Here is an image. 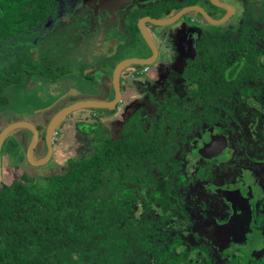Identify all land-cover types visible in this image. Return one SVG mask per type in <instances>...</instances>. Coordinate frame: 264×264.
<instances>
[{
    "label": "flooded vegetation",
    "instance_id": "af4514ba",
    "mask_svg": "<svg viewBox=\"0 0 264 264\" xmlns=\"http://www.w3.org/2000/svg\"><path fill=\"white\" fill-rule=\"evenodd\" d=\"M50 1L54 7L52 11H46L44 20L38 24V42L36 41L35 47H38V52H47L49 57L55 59L58 64L62 62L69 64L72 61L80 70L79 78H86L90 86L73 88L69 82H74L76 75L68 68H66L65 75L54 82L38 79V88L40 89L59 82L64 85L65 91L64 89L63 92L62 90L58 91L57 98L54 95L42 98L38 94L39 100L52 98L53 100H51L56 103L44 112L38 110L36 123L32 120L28 121L33 123L38 131V139L33 151L35 157L40 158L47 152L45 128L54 114L49 115L48 111L54 107L59 110V108L79 100L113 99L112 74L116 64L123 59L152 57L150 64H131L136 67L128 71L129 74L126 75V78L123 77V74L130 65L122 69L119 79L121 99L116 106L121 101H127V93L131 91L134 96H129L130 100L136 99L140 92L142 96L138 99H144L142 103L146 102L157 110V116L149 120L148 127L142 123L141 113H137L144 108H139L136 112L132 111L133 114L128 112L126 121L133 118V123H131L133 129L142 128L146 135L151 139L158 138L162 145L169 150V158L160 163L164 172H161L159 164L153 161L142 166L141 175L147 180L150 178L156 180L167 176L171 188L168 199L176 204V208L171 211L154 201L153 197L151 200L147 199L143 192H140L139 187L136 188L137 191L132 190V195L128 189L129 185L124 187L126 188L125 192L129 194L124 195L123 190L120 191L115 209L116 220L124 228L131 219H135L137 225H145L144 232L154 236L153 239H150V248L139 249L140 244H138L136 253L131 259L132 264H157L158 257L165 255L163 253L165 249L159 250V247L163 245L167 249L184 234H187L188 237L189 234L192 235L188 242L180 245L183 247V258L187 263L264 264V0H248L254 2L255 6L258 5L259 11V23H253L256 26L246 28L249 42L242 49L237 46L226 47L228 61H232L234 57L251 60L250 55L245 56L244 54L253 48L259 66L256 63H254L256 66L253 65V62L249 61L242 82H230L226 92L216 95L213 123L208 127L202 125L201 128H198L195 126L187 133L188 135L182 130V123L174 127L171 126L169 113L166 112L172 105H176L177 109L182 108L185 103L190 105L192 97L188 95L189 85L185 83L184 76L185 88H188L187 95L184 99L179 100L164 98L165 94L156 92V86L159 85L150 83L149 87L147 83H139V79L135 77H140V74L149 71L151 64L159 57L158 44L153 38V33L156 35L159 32L158 35L163 37L165 28L178 23L180 27L182 24L184 25L182 28L183 39L180 42L184 46L185 55H187L186 66L182 74L201 53L198 47V42L201 39L208 43L213 38L217 42L216 46L220 47L223 46L224 41L235 43L240 41L241 35L238 40H232L231 37L222 39L223 36L228 35H222L221 30L233 27L227 25L230 20L235 21L234 26L238 24V19L234 18L236 7L232 2L219 0L232 8L229 12L226 8L212 3L211 0ZM194 6L201 8L209 19L200 10L188 9ZM184 8H186L185 11L168 24L155 25L146 19L143 20L154 45V52L138 27L139 20L147 16L167 19ZM84 10L88 11L86 24L80 26L76 32H63V24L68 21H81L80 16H84ZM94 12H102L103 17L109 21L118 18L119 25L113 26L111 23L110 29L116 30L117 28L119 29L117 33L128 34L130 37L127 38L128 41L124 42L123 37L115 35L113 30L106 33L103 30L100 38L96 33V36H92L93 40L90 43L88 38L83 35L89 31V28H92V33L95 29L96 17L94 20L91 19ZM124 13L125 18L123 19L122 14ZM88 21L90 22L88 23ZM203 21L205 25L211 24L219 29L217 32L206 30L202 26L204 25ZM190 24L199 26V32H187V26ZM59 34L60 36H58ZM63 40H65L64 43ZM33 41L35 42V40ZM85 44L88 46L86 51L83 50ZM76 45H78L77 48H75ZM98 47L102 50V54L98 52ZM80 52H83V55H80ZM96 52L98 54H94ZM90 54H93V57H88ZM101 55L106 58L105 66L99 62ZM106 85L107 93L103 94L102 88H105ZM126 121L122 124L124 125ZM123 125L115 135L105 138H117ZM3 127L0 126V130ZM57 133L55 128L52 134V149ZM208 136H211V140L204 144L202 152H209V158L199 154L200 146L203 143L201 141ZM31 138L30 130L19 128L13 130L4 139L0 151L1 186L4 183L7 184L2 177L3 148L6 157L14 155L19 158L14 163L13 170L17 171L20 176V173H28L21 167V164L25 165L27 162L26 157L25 160L22 157V150L26 153ZM36 153H38V157ZM179 160L182 161L181 167L177 171L171 172L173 162L178 163ZM180 174L184 175L182 181L179 179ZM122 181L126 183L124 180ZM137 183H139L138 180ZM195 204H198L197 208ZM162 213L168 216L169 222L160 218ZM139 229L140 227L134 232H138ZM175 248L177 251H181L180 247L176 246Z\"/></svg>",
    "mask_w": 264,
    "mask_h": 264
},
{
    "label": "trees",
    "instance_id": "16d2710c",
    "mask_svg": "<svg viewBox=\"0 0 264 264\" xmlns=\"http://www.w3.org/2000/svg\"><path fill=\"white\" fill-rule=\"evenodd\" d=\"M53 7L50 0H0V42L19 38L23 43L7 64L0 66V119L10 98L25 82H54L66 73L47 52H38L31 37ZM241 38L236 43L224 41L221 47L213 38L208 43L204 39L198 42L201 53L183 74L192 97L190 105L166 108L172 127L182 123L187 134L195 126L211 125L216 95L226 92L230 82H242L249 61L259 66L253 48L244 54L251 60L234 57L228 61L226 47L242 49L249 42L246 29ZM45 53L52 61L45 60ZM130 120L133 122V118ZM132 122L126 121L117 138H105L88 157L70 159L64 172L37 180L23 172L10 185H0V264H55V253L66 247L80 252L76 259L82 264H132L138 244L139 249L151 247L154 236L144 232L145 225L131 219L123 228L116 220L115 209L120 191L129 194L124 188L128 185L131 195L139 187L147 199L153 197L171 211L176 208L168 199L171 188L167 176L147 180L141 175L142 166L153 161L164 172L160 163L169 158V150L142 128L133 129ZM181 162H173L171 172L177 171ZM179 179L182 181L184 175ZM188 241L184 234L167 249L161 245L159 250L165 249V255L158 257L157 264H190L180 246Z\"/></svg>",
    "mask_w": 264,
    "mask_h": 264
},
{
    "label": "rangeland",
    "instance_id": "374dc122",
    "mask_svg": "<svg viewBox=\"0 0 264 264\" xmlns=\"http://www.w3.org/2000/svg\"><path fill=\"white\" fill-rule=\"evenodd\" d=\"M232 2L236 7V12L234 14V18L238 19V24L234 26L235 21L230 20L227 25L232 27L226 30H221L223 36L222 39H227V37H231L232 40H238L242 31L249 26H256V22L259 23V11L257 7L252 1L248 0H226ZM63 9V8H62ZM220 12V10H217ZM88 11L84 10V16H80L81 21H68L63 24V32L65 33H72L79 30L80 26H84L86 24V15ZM123 19L125 18L124 14ZM96 17V25L95 29L92 33V28H89L87 33H84V37L88 38V41L92 42V36H96V33L99 35L103 30L104 33L107 31L113 30L110 29L111 23L113 26L119 25V21L113 20L109 21L107 18H104L101 13L94 12V16L91 17L94 20ZM264 17V14H263ZM83 20V21H82ZM115 21V23H114ZM90 21H88L89 23ZM202 26L206 28V30L217 32L219 27L213 26L211 24H206L203 21ZM173 25L172 27L165 28L164 36L154 34L153 38L155 42L158 44L159 49V57L158 59L151 64V69L145 73L140 74V77H135L139 79V83H147L149 87L151 86L150 83H156L159 86H156V92L163 93L166 96H163L166 99H173L179 100L184 99L187 95L188 88H185V83L183 81V69L186 66V53L184 52V46H182L181 42L183 39V29L184 25L182 24ZM243 28V29H242ZM180 29V30H178ZM200 27L195 24H190L187 26V32L189 31H198ZM242 29V30H241ZM161 30V31H162ZM115 35L123 37L124 42H127L130 38L129 35L117 33L119 29L113 30ZM60 36V34L58 35ZM31 37L34 38L35 44L36 41L38 42V28L33 31ZM139 39V38H138ZM137 39V40H138ZM63 43L65 40L62 41ZM14 43H16V47H11ZM20 44L23 45L19 38L9 39L5 42H0V66L6 65L7 62L13 57V55L17 52V47ZM10 45V46H8ZM76 45L75 48H77ZM88 46L85 44L83 50L86 51ZM98 52L102 54V50L98 47ZM188 51V46H187ZM41 53V52H39ZM83 55V52L79 53ZM94 54H98L97 52ZM45 60L47 59L48 62L52 61L46 53L44 54ZM88 57H93V54L89 55ZM90 59V58H88ZM101 63L106 64V58L104 55H101ZM64 69L68 68L71 72L76 75L75 81H70L69 84H72L73 88H77L80 86H90L86 78L83 79L79 78V68L78 66L74 65L71 61L69 64H65L62 62L60 64ZM135 65H130L125 69V74L123 77L126 78V75L129 74V70L134 69ZM90 71V70H89ZM146 80V81H145ZM38 80H28L25 82V86L23 88H19L16 93L10 98V104L2 113L4 116L1 119L0 126H5L7 123H11L14 121L19 120H27V121H38V110L44 112L45 110L49 109L52 105L56 102L52 101L53 99L50 98L49 100L46 99H38V94L42 98H47V96L54 95L56 96L58 91L63 92L64 85L58 83L50 84L48 87L38 88ZM102 93H107V85L105 88H102ZM106 90V91H105ZM65 91V89H64ZM144 91V90H143ZM7 95L9 91H6ZM63 94V93H61ZM130 94V95H129ZM134 96V93L131 91L127 93L128 100L124 102H120L116 108L112 110L108 109H87V110H78L72 112L70 115L65 117L58 126L56 130L58 131L56 139L53 141V149H52V156L51 159L44 165L34 166L30 164L27 159L26 153L22 150V157L27 162L25 165L21 164L22 169L28 172L29 175L33 176V178H43L45 176L51 175L53 173H60L66 171L69 165L70 159H81L88 157L95 148L104 143L105 137H111L115 135L116 131L121 129L122 123L128 119V112L133 114L132 111H138L139 108H144V110H140L137 113H141L142 115V123H144L145 127H148L149 120L157 116V110L148 103L144 102L143 100L138 99L142 96V93H138L136 99L130 100L129 96ZM111 98V96H110ZM52 99V100H51ZM59 99V98H58ZM140 100V101H139ZM52 103V104H51ZM130 104V105H129ZM147 104V105H146ZM120 107V108H119ZM54 107L47 113L49 115L55 114L58 110ZM60 109V108H59ZM119 109V111H118ZM33 111V112H32ZM95 113L96 115H94ZM53 116V115H52ZM51 116V117H52ZM14 120V121H13ZM3 122V123H2ZM127 122H132L130 119ZM133 123V122H132ZM13 137V136H12ZM3 148V152H4ZM2 152V177L6 181L7 184L10 185L12 180L19 177L17 171L13 170L14 163L18 161V157L16 156H5ZM38 157V153H36ZM41 180V179H40ZM189 202L194 203L193 201L189 200ZM198 203V202H197ZM196 208L198 204H195ZM165 222H169L170 219L165 213H162L160 216ZM158 234V233H157ZM189 237L192 238V235L189 234ZM202 240V239H201ZM203 241V240H202ZM76 256L80 257V252L73 248L66 247L64 250H59L55 253L53 257V261L55 264H82L76 259Z\"/></svg>",
    "mask_w": 264,
    "mask_h": 264
},
{
    "label": "water",
    "instance_id": "95a60500",
    "mask_svg": "<svg viewBox=\"0 0 264 264\" xmlns=\"http://www.w3.org/2000/svg\"><path fill=\"white\" fill-rule=\"evenodd\" d=\"M211 2L226 8L229 12L232 10V8H230L229 5L223 4L219 0H211ZM185 9L186 8L180 10L178 13L174 14L173 16H170L167 19H165V18H151V17L147 16V17H143L139 20L138 27H139L141 33L143 34L144 38L152 46V48L154 45H153V43L150 39V36L146 30V27L144 26L143 20L146 19L155 25L168 24V23L176 20L185 11ZM188 9L200 10L203 13V15L207 19H209L208 15L204 11H202L201 8L194 6V7H189ZM153 51L155 52V48H153ZM151 62H152V57L151 58H143V59L129 58V59L121 60L114 67L113 74H112L113 75L112 76V84H113V88H114V98L113 99H111V100H98V99L79 100V101L73 102L71 104H68V105L62 107L55 114H53V116L49 119V121L46 125V128H45V142L47 145V152L45 155L41 156L40 158H36L34 153H33L34 147H35V145L37 143V139H38V131H37V129L33 123L25 121V120H19V121L11 122V123L7 124L6 126H4L0 130V151H1V145L4 141V139L13 130L19 129V128H25V129H28L32 132L31 141L29 142L27 149H26V156H27L28 161L30 162V164L35 165V166L42 165V164L46 163L50 159L51 154H52V134H53L55 128L58 126V124L63 119H65V117L70 115L72 112H74L76 110H80V109H88V108L108 109V110L114 109L116 104L121 99L119 79H120V73H121L122 69L124 67H126L127 65H131V64H150ZM210 140H211V136H208L203 141H201L203 143L199 149V154L204 156V157H207V158L210 157V153L209 152L208 153L202 152V148L204 147V144H207ZM208 149H209V147H208ZM0 162H1V156H0ZM0 177H1V172H0Z\"/></svg>",
    "mask_w": 264,
    "mask_h": 264
}]
</instances>
